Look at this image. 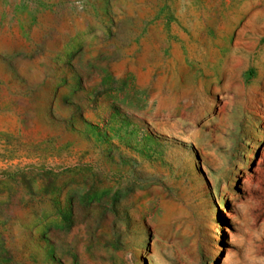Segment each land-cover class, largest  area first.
I'll list each match as a JSON object with an SVG mask.
<instances>
[{
    "label": "rangeland",
    "instance_id": "rangeland-1",
    "mask_svg": "<svg viewBox=\"0 0 264 264\" xmlns=\"http://www.w3.org/2000/svg\"><path fill=\"white\" fill-rule=\"evenodd\" d=\"M0 264H264V0H0Z\"/></svg>",
    "mask_w": 264,
    "mask_h": 264
}]
</instances>
